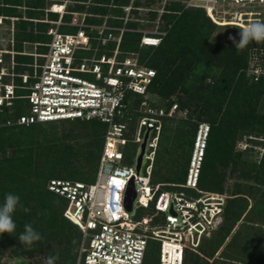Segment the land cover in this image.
Listing matches in <instances>:
<instances>
[{
    "label": "built area",
    "instance_id": "obj_1",
    "mask_svg": "<svg viewBox=\"0 0 264 264\" xmlns=\"http://www.w3.org/2000/svg\"><path fill=\"white\" fill-rule=\"evenodd\" d=\"M218 3L264 4V0H187L185 7L205 8L209 14L215 12ZM50 11L61 17L48 30L51 40L46 43L47 50L39 53L42 61L35 60L32 73L19 74L22 82L14 78V55L10 60L5 57L16 51L0 48V108L12 106L15 99L28 100L30 112L20 115L17 124L96 119L107 125L96 179L85 182L55 178L48 184L50 190L67 199L64 216L82 232L76 264H145L150 241L160 243L159 264H184L187 253L199 251L205 236L216 228L228 198L225 193L199 185L209 129L201 125L182 183H155L163 118L172 117V112L179 109L178 103L170 110L157 108L150 101H142L147 108L140 104L131 106L126 101L127 94H145L156 70L128 56L119 58L122 34L112 56L98 55L102 44L117 39L116 33L103 23L88 22L86 15L81 20L65 21L67 2L54 3ZM244 14L248 12H240L239 18ZM3 22L4 16H0V23ZM62 26L76 30L61 32ZM156 33L166 34L147 32L142 44L159 45L163 37ZM6 77L12 78L6 81ZM17 89L26 92L18 94ZM132 121L137 125L130 133ZM130 143L137 145L138 151L134 160L128 162L126 149ZM132 179L137 196L133 210H129L125 200ZM137 205L147 209L141 218L133 214Z\"/></svg>",
    "mask_w": 264,
    "mask_h": 264
},
{
    "label": "rangeland",
    "instance_id": "obj_2",
    "mask_svg": "<svg viewBox=\"0 0 264 264\" xmlns=\"http://www.w3.org/2000/svg\"><path fill=\"white\" fill-rule=\"evenodd\" d=\"M31 1L32 0H22V2H20L21 4H18V11L21 12L20 16H8V19H4V22L0 23V48H13L14 45L22 43V50L26 49L29 51V54L33 55L30 56V61H37L38 58L40 62L42 61V57L39 56V53L46 49L44 48V43H42L44 42L42 39L44 38L46 26L41 24H53V21L61 17L60 14L57 16L52 15L53 12L50 11V7L54 3L63 1L43 0L44 5L40 8L31 4ZM13 2L12 0H0V5L11 6V4H14ZM65 2L68 3V11L72 9L69 8L70 6L76 4L74 0H67ZM183 3H186L185 0H129L122 6L114 3H95L92 0H88L86 2L87 6H107L109 8L108 14H94L86 10L83 12H66L64 18H66L65 21H77L81 20L86 15L87 18L104 19L103 24L110 26L113 31L120 34L131 33L134 37L139 33L144 35L147 32L168 30V36L172 37L174 41H179L184 37V40L189 39V42L190 39L198 40L200 47L209 51L207 56L208 60H211L214 56L218 57L222 51H227V49L230 48L245 50L247 51L249 63L247 72L255 74L256 79L264 74V41H250L245 47L236 48L229 39L230 36L239 39L238 33L251 23H264V4L218 3L215 12L212 11L208 14L211 20L206 16L204 17L203 12L199 14L195 13L197 17L194 18L198 20V24L195 22V25L203 26L204 29V32L195 33V30L188 27L183 28L181 25L175 26V19L169 17L172 14L168 13L170 10H173V6L178 4L183 6ZM179 8L176 9L179 10ZM38 9L43 12L36 15V17H32L29 11ZM119 9H123L122 15H116L118 13L120 14L121 11ZM181 10L182 9H180V11ZM240 12H248V14H244L243 18L240 19ZM67 15H70L68 19ZM0 16L2 15L0 14ZM110 18L112 20L121 19L120 21H122L123 24L111 23L108 21ZM32 20L35 21L33 25L22 23V21ZM231 20H238L240 23L232 22ZM91 23L96 24L98 22ZM232 23H236L237 25ZM75 30L76 28L74 29L73 26H63L61 28V32H74ZM21 31L35 33V35L38 36V41L32 39L34 37L27 36L24 37L26 40L21 42L15 38V35ZM92 31L97 30L93 29ZM40 35H42V37H39ZM198 42L195 43V46L198 45ZM260 43H262V45ZM96 46L99 47L98 45ZM137 52L138 53H133V56L129 54L128 57L131 58L132 61H138L140 51ZM152 53H155V49L151 50V54ZM85 54L89 55L90 53L86 52ZM12 55L14 54H11V56ZM144 62L147 63L146 60H144ZM33 65L34 64L29 68L30 71L34 69ZM228 65L230 66L231 64L228 63ZM219 66H221V64L217 62H212L206 66L210 69L206 72L207 77L203 85L212 84L214 82L216 72L220 70ZM181 84L169 95V97L155 94V96L152 97L154 100H152L148 98L149 96H146V92L143 94L144 98L142 101H150V103H154V101L170 102L172 99L176 98L177 93L182 92ZM197 84L202 85L201 83ZM241 89H243L242 93L244 96H241L243 99L242 103H246L249 90L246 86H242ZM184 96L185 94H183V97ZM142 101L138 104L143 108H147V105H143ZM179 108L178 111L172 112V120L168 123H171L175 128L183 123L180 126L186 129L184 139L191 141L194 137L197 138L201 125H206V129H209L206 137L208 145L212 131H218L216 127L219 125V120L215 117L214 108L210 106V104L207 105L205 101L199 97L198 100L195 99L194 102L185 106L181 103ZM258 108L260 110L264 108V98L260 101ZM234 121L235 118L229 121L230 128ZM74 124L73 121L42 122L27 129H20L22 136L18 138L17 148H20L22 157L16 162L17 167H14L15 163L10 167H7V165L3 163L2 159H4L8 153L4 154L2 152L3 148L0 147V181L3 182L8 179L6 187L12 188L15 184L16 187H20L16 188L15 191H20L24 195L21 202L22 204H19L20 208H23V210L17 212L18 205L16 210L12 213V218L16 223L15 231L10 234H0V264H49V260H51V264L60 263V260H58L59 254L57 257V252L59 248H61V245L64 246V244H66L68 236L65 234L62 236L56 235L52 233V230L54 231L59 227L67 233L68 229L63 225L61 227L55 225L52 229V227L48 226L47 221L49 219L47 217H42L41 214L38 216L34 215L30 210L27 212V207L28 204L32 202L30 198L33 196L37 197V191L40 190H36V185H42V182L47 177L46 174L49 177L54 173L66 174L71 170H79L81 175L86 177V179H79L85 182L94 181L96 173L94 171L90 173V171L94 165L98 164L100 138L86 134L92 127L82 124L76 126ZM243 125L247 124L243 121H238L237 127H243ZM197 126V133L194 135ZM209 127H211V129ZM252 128H254V126H247L243 129L239 128L236 136L235 150L242 154L243 159H248V161L251 162L256 161L259 170L261 168L260 163L264 159V133L257 136L256 131L251 132ZM70 129H75V134L77 135L69 138L63 137ZM228 131V128H226L222 130V133L227 134ZM9 133L10 131L5 132V135ZM162 138L163 141L161 140L160 150L163 152L168 148V151L162 153L159 160L160 162L156 165V169L161 166L162 173H165L164 164H166L167 160L163 161L162 158H179V160L175 163L173 162L172 165L177 174L179 171L182 172L183 161L185 164L186 158L193 154L194 151V148L191 149V142L190 144L180 142L177 138L176 130L172 135L169 134L168 130H163ZM68 144L74 147V151L67 155L65 152H67L66 147ZM92 152L97 156H93L94 154H92ZM30 169L33 171L32 174H29ZM14 173L17 175L15 176ZM255 173L256 170L254 171V174ZM178 175L181 176L183 173H179ZM231 177L233 176H228V180L225 184V193L228 199L241 195L239 196L237 204L239 207H236V210L241 213L240 217L229 215L228 210L225 212L226 208H224V212L216 228L212 230L211 235L205 236L206 240L202 242L204 244L202 248H199V251H191L189 253L186 264H264V180L260 178L262 181L261 183L260 179L256 181L251 176V178L239 179L238 181L237 178L235 180V178L231 179ZM236 181L241 183L239 187H243L244 190H242L240 194L234 195L232 194V190ZM249 184L258 187L259 190L252 193H250L249 190L246 191ZM162 189L165 188L163 187ZM1 190L0 188V192ZM3 193L5 196L2 195V198L0 194V206H3L7 194L5 192ZM12 194L19 196L21 193L12 192ZM59 197L65 200L64 197ZM31 207L32 206H30V209H32ZM146 213L147 209L137 205L133 214L137 218H141ZM40 219H43L44 222H41L43 225L47 224L46 230L39 226L41 225L39 222ZM70 222L73 223L72 221ZM29 223L34 230L42 236V239L34 242L31 247L19 240L20 234L24 232V225ZM19 224H21L20 228ZM43 230L44 232H42ZM43 233L47 236L46 238ZM153 244L155 248L152 250V258L147 264H158L159 261V243L153 242Z\"/></svg>",
    "mask_w": 264,
    "mask_h": 264
},
{
    "label": "trees",
    "instance_id": "obj_3",
    "mask_svg": "<svg viewBox=\"0 0 264 264\" xmlns=\"http://www.w3.org/2000/svg\"><path fill=\"white\" fill-rule=\"evenodd\" d=\"M14 1V4L7 5V6H1L0 5V14L4 16V19H8V16H20L21 12L18 11V4H21L22 0H12ZM64 3L67 0H60ZM76 1V4L74 6H70L68 12H83L88 10V12H92L94 14H108V7L102 6L98 7L99 5H91L87 6L86 2L88 0H74ZM95 3L103 2L105 4L108 3H114L116 5H125L129 0H92ZM113 1V2H112ZM186 2V0H185ZM11 3V1H10ZM17 4V5H16ZM31 4L34 6L40 8L42 5H44L43 0H32ZM180 7V8H179ZM176 8H179L176 9ZM67 9H68V3H67ZM173 10H170L168 14H172L169 17L172 19H175V26H183V28H190L192 30H195V33H201L204 32L203 26L197 25L198 20L194 17H197L196 14L203 12L204 17L206 16L209 20L210 15H208L205 8L201 7H185V3H183V6L180 4L173 6ZM180 9H182L180 11ZM118 10V9H113ZM120 10V9H119ZM123 10V9H122ZM122 10H120V14L116 15H122ZM32 17H36L39 13L43 12L40 9L38 10H32L29 11ZM53 12V11H51ZM196 13V14H195ZM175 14V15H174ZM180 14V15H177ZM194 14V15H192ZM52 15H59V13L53 12ZM70 17V15H67V19ZM66 20V18H64ZM117 19V18H116ZM86 20L89 22H98V24L103 23L104 19H95V18H87ZM121 19L112 20L111 18L108 19L111 23H119L123 24ZM106 21V20H105ZM35 21H22V23H29V24H35ZM90 22V23H91ZM195 22L197 23L195 25ZM46 26V30L44 31V48L47 49L46 43H48L51 39V36L48 33V30L53 24L45 23L41 24ZM225 25V24H221ZM237 25V24H234ZM18 26V25H17ZM63 27V26H62ZM70 27V26H68ZM76 27H74L75 29ZM174 30V29H173ZM188 30V29H187ZM107 32V31H106ZM116 33V40L109 41L108 44H102L100 46V49L98 51V55H101L103 53H106L108 56H112L114 54V49L118 45V37L121 35L120 33L113 31ZM162 32V31H161ZM166 32L165 35H162V41L159 43V45H145L142 44V37L143 34H138L136 37H134L131 33H122V40L119 43V48L121 50V53L119 55V58L127 57L129 54L138 53V62L139 64H144L145 66L154 68L156 70V75L153 78L152 82L148 85V91H147V97L149 99L154 100L155 94L165 95L169 97L174 90L181 84V91L180 93L176 94V98L172 99L170 102H164V101H154L153 105L157 108L165 107L166 110H170L174 103H178L179 107L182 105H187L199 98H202L207 105L210 104L214 108L215 117L217 120H219V125H217L216 132L211 133L209 137V143L205 150V156L203 159V165L202 170L200 174V188L206 189V190H212L216 192L225 193V184L228 180V176H233L231 179L236 180L238 179H248L251 178V176L258 181V179L262 178L264 180V159L260 163L261 168L258 170V163L256 161H248V159H243L242 154L240 152H237L235 150V142H236V136L239 131V128H246L247 126H254V128L251 129L252 131L257 132V136H260V134L264 133V108L260 110L258 108V105L260 101L264 98V74L260 75L258 79H256V75L250 72H247V69L249 68L248 63V55L247 51L240 50V49H227V51H222L220 53V57H213L211 60H208L207 56L209 54V51H207L205 48L203 49L200 47L198 40L196 39H181L179 41H174V39L170 36H168V30H164ZM94 34H97L96 32ZM155 35H160L159 33H156ZM160 35V36H161ZM34 37L32 39H36L38 41L35 33L30 32H19L17 35H15V38L23 42L24 37ZM39 37H42L40 35ZM198 42V45L195 46V43ZM262 45V43H260ZM11 50H15L16 53L14 54L16 66L14 69V72H16L15 80L16 82L20 83L22 82V78L19 76L21 73L25 72H31L30 67H32V64H34V60H31L30 56H33L29 54V51L22 50L23 44H17L14 45L13 48H8ZM46 49L42 50L44 52ZM155 49V53L151 54V50ZM137 50V51H136ZM26 52V53H25ZM141 53V54H140ZM133 56V55H132ZM5 57L7 60L11 59V54H5ZM148 58V59H147ZM144 60L147 61L144 62ZM212 62H217L221 64L219 66L218 72H216V76L214 77V82L212 84L203 85L206 80V72L209 70L206 66ZM231 64L230 66L228 65ZM244 69V70H243ZM12 77H6V81H10ZM197 83H201L197 84ZM242 86H246L249 90V96L247 97V102L242 103V97L243 96V89H241ZM25 89H17L18 94L25 93ZM183 94L185 96L183 97ZM244 97V96H243ZM144 98V95L130 91L127 94L126 101L133 106L134 104L140 103ZM14 104L12 106L4 105L0 108V147H2V152L7 154L4 159H2L3 163L7 165V167L12 166L14 163V167H17L16 162H18L22 154L20 153V148L18 149V138L22 136V132L20 129H27L30 128L36 124L40 123H31V124H17L16 121L18 117L22 114H28L30 112V105L28 103V100L26 99H15ZM180 109V108H179ZM239 114V115H238ZM235 116V117H234ZM233 118H235V121L232 122L231 128L229 121H232ZM164 127L163 130H168L169 134H173L176 130L177 138L180 142H184V144H190L191 142V149L194 148V143L196 137L194 139L188 140L184 139V135L186 133V129L182 126H177L176 128L171 125L170 120H172V117H164ZM8 121L14 122L13 124H8ZM60 121H73L75 123L74 125L79 126V124L82 125H88L89 127H92L91 130L88 131L89 135L96 136L97 138H100V151L98 152V164L99 159L102 153L103 149V139L104 135L107 129V125L100 121V120H82V119H68V120H60ZM238 121H243L247 125H243V127H237ZM49 122H56V121H49ZM44 123V122H43ZM46 123V122H45ZM136 121H132L130 123L131 131L130 133L134 132V127L136 126ZM211 129V127H209ZM215 128V127H213ZM228 128L227 134L222 133L223 129ZM19 129V130H15ZM198 126L196 127L194 135L197 133ZM10 131L8 135H5V132ZM75 129H70L68 133H65L63 137L69 138L74 137L77 134H75ZM163 134V132H162ZM223 134V136H222ZM163 138H161L162 140ZM163 141V140H162ZM161 141V143H162ZM7 146V147H6ZM67 152H65L67 155L68 153H72L74 151V147L72 145H69L66 147ZM138 151L137 145L130 143L127 146L126 153H127V161L134 160L136 154ZM168 151V148H166L163 152ZM159 149V154L157 158V163L160 161V157L163 153ZM11 154V155H10ZM94 154V152H92ZM97 156V155H93ZM191 155L186 158L185 164L183 161V169L182 172L183 175L179 176L176 173V170L173 167V162H177L179 158L174 159H165L162 158L163 161H166V164H164L165 173H162V167L159 166L158 169H155L154 172V178L153 181L156 182H174V183H182V181L186 178L188 167L190 165ZM156 163V165H157ZM98 164L94 165L91 168L90 173L93 171L97 174L98 171ZM11 169V168H10ZM241 170V171H240ZM256 170V173L254 174V171ZM239 171V172H238ZM33 171L30 169L29 174H32ZM237 173V174H235ZM16 176L17 174L14 173ZM46 179H44V183L42 182V185H36L37 191V197L30 198L31 203L28 204L27 212L30 210L34 215H42V217H47L48 226L53 227L56 225L58 226H64L66 229H68L67 233L64 232L63 229L57 228L54 231L52 230V233H55L56 235L62 236L63 234L67 235L68 238L66 239V244L64 246H60L57 257L58 260H60L59 264H76L77 263V257H78V251H79V245L81 241L82 232L78 225H75L71 223L68 218H66L64 214V210L68 204L67 199L65 200L60 199L59 196H62L55 191H52L49 189L48 184L51 181V179L55 178H61V179H71V180H81L79 178L86 177L84 175H81L80 171H74L71 170L70 172L63 174V173H54L48 177L46 174ZM96 179V176H95ZM94 179V180H95ZM173 180V181H171ZM8 181V179H7ZM7 181H0V188L2 189L0 194L1 198L4 195L3 192L9 193V192H15V193H21L19 195L20 197V205L22 204L23 199V193L20 191H15L16 188H20L19 186L16 187L14 184L12 188L6 187ZM83 181V180H81ZM261 181V179H260ZM87 182V181H86ZM93 182V181H88ZM258 183V182H257ZM262 183V181H261ZM13 184V183H11ZM239 184L240 182H237L234 184V188L232 190V194L237 195L242 192L243 187L240 188ZM9 186V185H8ZM15 188V189H14ZM5 190V191H4ZM249 190L250 193L256 192L259 190L258 187H254L251 184L248 185L246 191ZM3 191V192H2ZM264 191V190H263ZM226 194V193H225ZM3 195V196H2ZM241 196V195H239ZM239 196L233 197L232 199L227 198V202L225 205V212L228 210L229 215L235 217H240L241 213L240 211L236 210V207H239L238 199ZM63 197V196H62ZM229 201V202H228ZM20 205L17 209V212H21L23 208H20ZM30 206H32L30 209ZM42 210V211H41ZM59 216V217H58ZM59 218V219H58ZM40 224L39 226L43 227L46 230L47 224L43 225L41 222H44L43 219L39 220ZM35 223V222H34ZM32 223V224H34ZM30 224V223H29ZM19 224V228H20ZM44 232V230L42 231ZM44 234V233H43ZM21 235V234H20ZM45 235V234H44ZM47 236L45 235V238ZM206 240V237L204 238L203 242ZM153 242L158 241H150L148 253L145 259V264H147L151 258H152V250L154 247ZM159 243V242H158ZM204 243L200 246L202 248ZM159 251H160V243H159ZM151 253V255H150ZM189 253H187L184 264L187 263ZM60 258V259H59ZM159 264V261H158Z\"/></svg>",
    "mask_w": 264,
    "mask_h": 264
},
{
    "label": "clouds",
    "instance_id": "obj_4",
    "mask_svg": "<svg viewBox=\"0 0 264 264\" xmlns=\"http://www.w3.org/2000/svg\"><path fill=\"white\" fill-rule=\"evenodd\" d=\"M239 39L230 36L236 48L245 47L250 41H264V23L254 22L238 33ZM20 203V197L12 193L6 194L3 206H0V234L12 233L16 229V223L12 218V213ZM42 239V236L34 230L31 224L24 225V232L19 236L20 242L31 247L34 242ZM51 264V260H49Z\"/></svg>",
    "mask_w": 264,
    "mask_h": 264
},
{
    "label": "water",
    "instance_id": "obj_5",
    "mask_svg": "<svg viewBox=\"0 0 264 264\" xmlns=\"http://www.w3.org/2000/svg\"><path fill=\"white\" fill-rule=\"evenodd\" d=\"M149 131L150 130L147 131V133L145 135V141L142 143V149H141V153L139 154L138 163H137V168L138 169L141 168V164H142V160H143V154H144V151H145V148H146L147 139H148V136H149ZM136 196H137V189H136L135 181H134V179H132L130 181L129 186H128L127 193H126V200H125L126 207L129 210H133L134 201H135Z\"/></svg>",
    "mask_w": 264,
    "mask_h": 264
},
{
    "label": "bare ground",
    "instance_id": "obj_6",
    "mask_svg": "<svg viewBox=\"0 0 264 264\" xmlns=\"http://www.w3.org/2000/svg\"><path fill=\"white\" fill-rule=\"evenodd\" d=\"M211 12H212V11H211ZM211 12H210V13H211Z\"/></svg>",
    "mask_w": 264,
    "mask_h": 264
},
{
    "label": "crops",
    "instance_id": "obj_7",
    "mask_svg": "<svg viewBox=\"0 0 264 264\" xmlns=\"http://www.w3.org/2000/svg\"><path fill=\"white\" fill-rule=\"evenodd\" d=\"M57 13V12H56ZM60 14V13H59Z\"/></svg>",
    "mask_w": 264,
    "mask_h": 264
},
{
    "label": "snow or ice",
    "instance_id": "obj_8",
    "mask_svg": "<svg viewBox=\"0 0 264 264\" xmlns=\"http://www.w3.org/2000/svg\"><path fill=\"white\" fill-rule=\"evenodd\" d=\"M118 183V182H117Z\"/></svg>",
    "mask_w": 264,
    "mask_h": 264
}]
</instances>
